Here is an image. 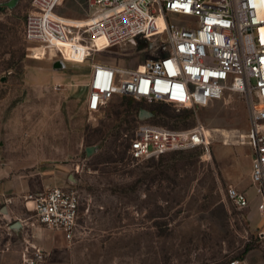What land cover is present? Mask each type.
Masks as SVG:
<instances>
[{
  "label": "rangeland",
  "instance_id": "1",
  "mask_svg": "<svg viewBox=\"0 0 264 264\" xmlns=\"http://www.w3.org/2000/svg\"><path fill=\"white\" fill-rule=\"evenodd\" d=\"M8 1L0 0V182L21 189L15 195L18 214L28 226L25 235L10 236L0 220V249H21L33 241L38 225H30L35 217L27 197L63 186L81 198L77 241L66 248L68 264H230L236 259L264 264L260 200L250 175V147L241 138L249 126L245 95L226 91L195 110L117 96L90 113L84 99L91 65L140 69L162 56L161 41L140 36L105 48L95 37L92 43L101 52L84 63L72 62L75 50L62 54L65 66L56 69L59 56L35 59L31 48L45 46L25 39L32 0L1 6ZM62 2L56 10L62 17L87 20L93 10L88 0ZM246 42L250 49L249 36ZM140 110L152 113L149 124L188 129L201 123L232 138L213 133L208 150L136 163L128 157L125 135L137 127ZM229 186L247 195L248 207L228 200Z\"/></svg>",
  "mask_w": 264,
  "mask_h": 264
},
{
  "label": "built area",
  "instance_id": "2",
  "mask_svg": "<svg viewBox=\"0 0 264 264\" xmlns=\"http://www.w3.org/2000/svg\"><path fill=\"white\" fill-rule=\"evenodd\" d=\"M62 1L32 0L31 8L36 12L30 10L26 16L27 42L49 49L70 41L81 56L80 61L72 62L84 63L93 53L101 52L92 43L95 37L104 36L111 48L140 36L161 41L162 56L150 60L144 71L94 62L88 84V112H100L117 96L195 110L222 99L226 91L245 95L250 175L260 200L258 215L264 223V0H88L93 10L84 27L56 13ZM137 121L132 133L125 135L128 157L136 163L170 153L208 150L210 145L201 123L188 129H171L139 118ZM226 197L238 208L249 206L247 195L234 186L228 187ZM26 201L28 208L30 202L33 204L31 226L62 233L68 246L76 243L81 206L77 191L52 187L29 195ZM260 234L264 236V231ZM21 264L54 263L49 252L26 241ZM230 264L250 263L236 259Z\"/></svg>",
  "mask_w": 264,
  "mask_h": 264
},
{
  "label": "crops",
  "instance_id": "3",
  "mask_svg": "<svg viewBox=\"0 0 264 264\" xmlns=\"http://www.w3.org/2000/svg\"><path fill=\"white\" fill-rule=\"evenodd\" d=\"M100 38L102 40V43L99 45L103 46L104 45L103 38L101 36ZM68 44H72V43H68ZM54 49L56 51V56L57 53H59L58 51L64 50V52L62 51L61 54L66 55L69 52L72 53L74 50L73 46L64 45L63 43L58 44L57 48ZM74 56L76 57L75 61L80 60V59L77 60V53H75ZM87 98H88V94L85 96L84 99L85 107L87 103ZM55 187H63V186H55ZM20 190L21 189L11 181L0 182V220H2L4 225H6L7 230L9 229L8 235L15 237H18L20 234L25 235V231H26L25 228L26 226H28V221L22 218V216H19L18 214L19 201L18 198L15 197V195L18 192H20ZM15 222H20L22 224V227L18 231L11 229V225H13ZM31 237L34 239L33 241L31 240H26V241L33 242L37 246L49 252L51 255V260L54 264H68L66 262V260L68 259V251L66 248L69 246L62 233L50 231L44 227L37 226L36 229L34 230V234L31 235ZM21 249L12 248L11 251L1 248L0 264H21V252H22Z\"/></svg>",
  "mask_w": 264,
  "mask_h": 264
},
{
  "label": "bare ground",
  "instance_id": "4",
  "mask_svg": "<svg viewBox=\"0 0 264 264\" xmlns=\"http://www.w3.org/2000/svg\"><path fill=\"white\" fill-rule=\"evenodd\" d=\"M31 12L32 13H35L36 11H35L34 8H31ZM67 21L69 23L73 24V25H77V27H84L87 24V20H85V19H77L76 20V19L67 18ZM101 37L103 38V42H104V45L101 46V47L111 48V46L108 45L107 39L104 36H101ZM96 38H98V37H96ZM68 43H71V42L68 41V42H65L63 44L64 45H71V46H73L72 44H68ZM33 44H36V43H33ZM36 45H40V44H36ZM31 51H32L33 57L35 59H38V60H43V59H46L48 57L53 58V57L56 56V51H55V49L53 47L50 48V49H46L45 47H33V48H31ZM145 67L146 66L141 65L140 66V71H144L146 69ZM205 131H206V135H207V137H208L209 140L213 136V133H218V132H221L222 133V136L224 135L226 138H232V136L228 132L223 131V130H220V129L216 128V127L215 128L205 127ZM245 137H246L245 135L241 136L242 140ZM29 204H32V203L30 202Z\"/></svg>",
  "mask_w": 264,
  "mask_h": 264
},
{
  "label": "water",
  "instance_id": "5",
  "mask_svg": "<svg viewBox=\"0 0 264 264\" xmlns=\"http://www.w3.org/2000/svg\"><path fill=\"white\" fill-rule=\"evenodd\" d=\"M19 1L20 0H10L4 4H1V6H8L9 8H14L19 3ZM63 66H65V63L63 61H59L55 67H56V69H59ZM151 116H152L151 112H149L147 110H140V113H139V119L140 120H147ZM92 150H93V148L87 149L88 155L91 154ZM21 227H22V224L20 222H15L13 225H11V229H13L15 231H18Z\"/></svg>",
  "mask_w": 264,
  "mask_h": 264
},
{
  "label": "trees",
  "instance_id": "6",
  "mask_svg": "<svg viewBox=\"0 0 264 264\" xmlns=\"http://www.w3.org/2000/svg\"><path fill=\"white\" fill-rule=\"evenodd\" d=\"M161 104H163V103H161Z\"/></svg>",
  "mask_w": 264,
  "mask_h": 264
}]
</instances>
